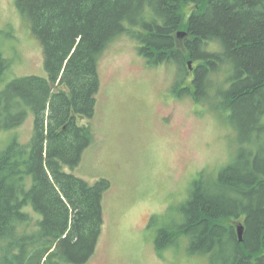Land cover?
Here are the masks:
<instances>
[{"label": "trees", "instance_id": "trees-1", "mask_svg": "<svg viewBox=\"0 0 264 264\" xmlns=\"http://www.w3.org/2000/svg\"><path fill=\"white\" fill-rule=\"evenodd\" d=\"M17 6L41 41L47 76L10 78L13 59L0 50V130L21 125L28 110L35 117L29 143L0 149V264H85L95 253L111 181L91 184L66 168L78 166L93 142L91 126L79 118L94 117L99 58L123 33L137 40L149 64L176 66L177 95L189 94L240 132L233 160L218 172H200L175 218L162 222L157 252L184 245L210 264H264V0ZM241 218L242 240L229 223ZM150 222L159 224L157 216Z\"/></svg>", "mask_w": 264, "mask_h": 264}, {"label": "rangeland", "instance_id": "rangeland-1", "mask_svg": "<svg viewBox=\"0 0 264 264\" xmlns=\"http://www.w3.org/2000/svg\"><path fill=\"white\" fill-rule=\"evenodd\" d=\"M195 7H187L186 19ZM0 30V50L13 59L10 78L47 76L41 41L17 0H0ZM175 67L149 64L127 33L99 58L96 112L93 118H79L91 126L93 142L78 166L66 168L91 184L111 181L103 198V229L85 264H210L205 256L188 254L184 245L159 254L156 236L162 222L175 218L200 172H218L233 160L240 132L189 94L177 95ZM34 122L28 110L21 125L0 130V149L14 140L29 143ZM152 216L159 224L150 222ZM229 223L237 230L243 219Z\"/></svg>", "mask_w": 264, "mask_h": 264}, {"label": "water", "instance_id": "water-1", "mask_svg": "<svg viewBox=\"0 0 264 264\" xmlns=\"http://www.w3.org/2000/svg\"><path fill=\"white\" fill-rule=\"evenodd\" d=\"M177 35L179 38H182L186 35V31H179L177 33ZM189 64L192 65V62H189ZM244 229H245V226L243 223H241L237 226V232H238L240 240H242V238H243L242 236H243Z\"/></svg>", "mask_w": 264, "mask_h": 264}]
</instances>
